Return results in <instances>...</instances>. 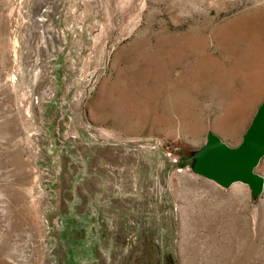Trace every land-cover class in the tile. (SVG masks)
<instances>
[{"label": "rangeland", "instance_id": "1", "mask_svg": "<svg viewBox=\"0 0 264 264\" xmlns=\"http://www.w3.org/2000/svg\"><path fill=\"white\" fill-rule=\"evenodd\" d=\"M263 96L264 0H0V264H264Z\"/></svg>", "mask_w": 264, "mask_h": 264}, {"label": "water", "instance_id": "2", "mask_svg": "<svg viewBox=\"0 0 264 264\" xmlns=\"http://www.w3.org/2000/svg\"><path fill=\"white\" fill-rule=\"evenodd\" d=\"M264 155V96L252 120L236 145H229L216 133H210L197 155L196 169L221 184L235 180L261 190L264 178L255 167Z\"/></svg>", "mask_w": 264, "mask_h": 264}, {"label": "crops", "instance_id": "3", "mask_svg": "<svg viewBox=\"0 0 264 264\" xmlns=\"http://www.w3.org/2000/svg\"><path fill=\"white\" fill-rule=\"evenodd\" d=\"M241 139V138H240ZM240 139L239 140H237L234 144H232V145H236L239 141H240Z\"/></svg>", "mask_w": 264, "mask_h": 264}, {"label": "bare ground", "instance_id": "4", "mask_svg": "<svg viewBox=\"0 0 264 264\" xmlns=\"http://www.w3.org/2000/svg\"><path fill=\"white\" fill-rule=\"evenodd\" d=\"M242 181V180H241Z\"/></svg>", "mask_w": 264, "mask_h": 264}]
</instances>
